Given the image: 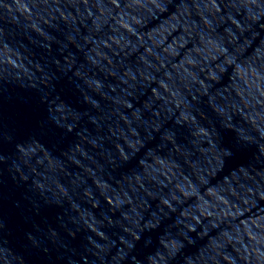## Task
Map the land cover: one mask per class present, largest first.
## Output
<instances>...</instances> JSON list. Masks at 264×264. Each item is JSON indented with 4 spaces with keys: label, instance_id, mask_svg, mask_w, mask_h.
Instances as JSON below:
<instances>
[{
    "label": "clouds",
    "instance_id": "9594fccd",
    "mask_svg": "<svg viewBox=\"0 0 264 264\" xmlns=\"http://www.w3.org/2000/svg\"><path fill=\"white\" fill-rule=\"evenodd\" d=\"M37 260L264 264V0H0V264Z\"/></svg>",
    "mask_w": 264,
    "mask_h": 264
}]
</instances>
